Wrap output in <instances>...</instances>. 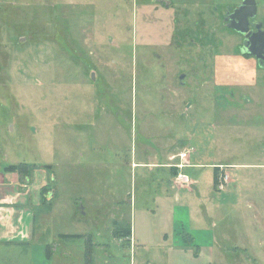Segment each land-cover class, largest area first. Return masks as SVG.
Wrapping results in <instances>:
<instances>
[{"label": "rangeland", "instance_id": "obj_1", "mask_svg": "<svg viewBox=\"0 0 264 264\" xmlns=\"http://www.w3.org/2000/svg\"><path fill=\"white\" fill-rule=\"evenodd\" d=\"M237 1L0 0V171L52 169L54 264H264V72L242 87ZM181 159L191 194L163 183Z\"/></svg>", "mask_w": 264, "mask_h": 264}, {"label": "crops", "instance_id": "obj_2", "mask_svg": "<svg viewBox=\"0 0 264 264\" xmlns=\"http://www.w3.org/2000/svg\"><path fill=\"white\" fill-rule=\"evenodd\" d=\"M241 2L243 0L237 1L234 6L241 4ZM256 4V19L263 22L264 29V0H256ZM228 58L230 59L231 56H228ZM260 65L263 68H259ZM259 70L264 72V63H260L248 53H242V87L254 83L256 77H258ZM172 154L177 153H174V150L168 152V159ZM194 155L196 156V154ZM180 164L181 168H169L167 172L171 176L163 180V183L170 186L171 190L184 188V190L188 189V193H190L192 188H197L199 181L198 179L192 180L189 178V175L184 170L194 169L191 167L200 166V164L195 162L187 164L183 162V159H181ZM156 165L157 163L155 162H137L134 159H132L131 163L132 167L147 166V171L149 172H152ZM162 167L166 168L163 165ZM131 169L134 176V171L136 173L138 169ZM17 170L6 171L4 168V171H0V264H54L53 257L56 247H53L47 241V237L49 238L50 236L48 233L51 216L45 217L41 210L44 208L45 203L46 206L52 209V206H55V201H57V186L50 178L52 169L27 168L28 173L25 180L20 178ZM183 177H187L189 181L187 182L183 179V184L179 186L178 181L181 183ZM163 183L158 187L160 190L158 195L161 197L163 196ZM130 203L132 204V201ZM177 210L181 212L183 208L180 210L177 207ZM118 221L116 216L111 230L113 236L116 235L117 225L121 222ZM130 228L131 234L129 236L127 234L126 238L129 240L128 244L133 245V228L131 224ZM107 246L104 245L103 247ZM64 264L68 263L65 262ZM80 264L94 263L92 259L89 261L86 259L85 253V258Z\"/></svg>", "mask_w": 264, "mask_h": 264}, {"label": "water", "instance_id": "obj_3", "mask_svg": "<svg viewBox=\"0 0 264 264\" xmlns=\"http://www.w3.org/2000/svg\"><path fill=\"white\" fill-rule=\"evenodd\" d=\"M241 8L242 24H240L238 18H235V20L232 18V24L230 25L235 31L243 35L242 53L250 54L261 63L264 61V29L263 22L256 19V0H243ZM236 9H233L234 12L238 10Z\"/></svg>", "mask_w": 264, "mask_h": 264}, {"label": "trees", "instance_id": "obj_4", "mask_svg": "<svg viewBox=\"0 0 264 264\" xmlns=\"http://www.w3.org/2000/svg\"><path fill=\"white\" fill-rule=\"evenodd\" d=\"M26 163H20L19 165H16V164H10L8 166H6L5 170L6 171H11V170H16V169H19L21 167H23ZM22 169H25V172H27V168H22ZM215 171H216V174H217V168H215ZM127 229V234L128 236L131 234V228L130 226H128ZM118 233V232H117ZM62 237H73V238H84L85 236H82V235H66V234H62L61 235ZM89 243V242H88ZM89 252L86 253V259L89 261Z\"/></svg>", "mask_w": 264, "mask_h": 264}, {"label": "built area", "instance_id": "obj_5", "mask_svg": "<svg viewBox=\"0 0 264 264\" xmlns=\"http://www.w3.org/2000/svg\"><path fill=\"white\" fill-rule=\"evenodd\" d=\"M217 182L216 185L219 187V189H222L223 184H226L228 182V173L225 170V168L219 166V168H217ZM225 171V172H223ZM185 178V181H189L187 177H183Z\"/></svg>", "mask_w": 264, "mask_h": 264}, {"label": "flooded vegetation", "instance_id": "obj_6", "mask_svg": "<svg viewBox=\"0 0 264 264\" xmlns=\"http://www.w3.org/2000/svg\"><path fill=\"white\" fill-rule=\"evenodd\" d=\"M241 4H242V2H241ZM241 4H239V5H236L237 6V11H235L234 12V10L232 11V10H227L226 12L227 13H225V14H227L228 15V18L230 17L231 19L233 18V20H235V18H238L240 21V24H242V8H241ZM235 22V21H234ZM261 63H264V61H262Z\"/></svg>", "mask_w": 264, "mask_h": 264}]
</instances>
